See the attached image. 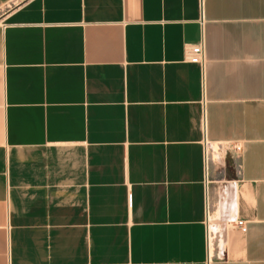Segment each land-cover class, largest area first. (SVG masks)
I'll use <instances>...</instances> for the list:
<instances>
[{"label":"crops","instance_id":"obj_1","mask_svg":"<svg viewBox=\"0 0 264 264\" xmlns=\"http://www.w3.org/2000/svg\"><path fill=\"white\" fill-rule=\"evenodd\" d=\"M0 264H264V0H0Z\"/></svg>","mask_w":264,"mask_h":264},{"label":"built area","instance_id":"obj_2","mask_svg":"<svg viewBox=\"0 0 264 264\" xmlns=\"http://www.w3.org/2000/svg\"><path fill=\"white\" fill-rule=\"evenodd\" d=\"M232 149H234V150H239V148H240V146L239 145H234V146H232L231 147ZM205 156V155H204ZM206 173L204 172V179H205V182H206Z\"/></svg>","mask_w":264,"mask_h":264},{"label":"bare ground","instance_id":"obj_3","mask_svg":"<svg viewBox=\"0 0 264 264\" xmlns=\"http://www.w3.org/2000/svg\"><path fill=\"white\" fill-rule=\"evenodd\" d=\"M228 189H229V188H228ZM228 189H227V190H228ZM226 192L228 193V191H226ZM228 194H229V193H228ZM228 194H226V195H228ZM230 194H231V193H230ZM230 194H229V195H230ZM229 197H230V196H229ZM228 213H229V212H228ZM228 213H227V214H228ZM210 225H211V224H210ZM217 233H218V232H217Z\"/></svg>","mask_w":264,"mask_h":264}]
</instances>
